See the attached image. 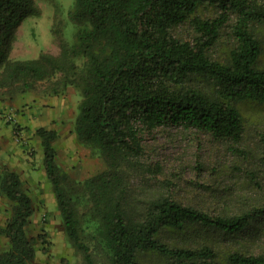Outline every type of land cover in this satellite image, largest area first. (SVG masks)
<instances>
[{
	"label": "trees",
	"instance_id": "trees-1",
	"mask_svg": "<svg viewBox=\"0 0 264 264\" xmlns=\"http://www.w3.org/2000/svg\"><path fill=\"white\" fill-rule=\"evenodd\" d=\"M204 8L218 13L204 17ZM37 12L35 0H0V95L14 99L56 76L62 88L80 91L75 135L105 169L76 181L57 162L59 133L40 127L36 135L65 233L87 264L93 261L83 240L85 225L94 227L108 264H148L149 255L157 258L152 264H219L217 244L191 236L214 231L237 239L264 230V132L254 167L250 153L233 149L242 160L233 170L246 182L242 193L230 192L242 205L239 213L211 214L174 200L164 186L131 185L132 179L154 181L161 171L146 159L147 138L161 128L194 129L234 143L244 139L245 120L236 105L264 103L262 42L255 32L264 24V0H75L70 17L85 26L75 44L63 45L57 56L10 59L12 31ZM187 23L193 41L175 33ZM226 33L232 50L221 62L212 51ZM0 192L12 206L0 230L9 241L0 264H32L37 244L47 242L43 235H28L34 205L20 174L5 168ZM166 234L177 237L176 244L165 243ZM227 262L264 264V250L234 252Z\"/></svg>",
	"mask_w": 264,
	"mask_h": 264
},
{
	"label": "rangeland",
	"instance_id": "rangeland-1",
	"mask_svg": "<svg viewBox=\"0 0 264 264\" xmlns=\"http://www.w3.org/2000/svg\"><path fill=\"white\" fill-rule=\"evenodd\" d=\"M35 3L38 8L37 14L25 18L12 31L9 52L12 60H33L42 53L60 55L62 46L75 44L79 33L85 27L75 23L70 17L75 7V0H35ZM201 13L208 18L215 17L218 11L204 8ZM255 32L262 42L258 67L264 69V24L256 26ZM175 33L184 40L193 41L195 38V32L188 23L178 27ZM231 40L228 33L223 34L221 42L212 51V57L227 62L232 50ZM59 79L60 77L56 76L48 81L37 82L31 91L17 95L14 99L2 93L0 100L12 103L27 94L47 100L55 98L62 112L61 117L47 119L44 124L39 123L37 128H50L49 126L57 128L59 132V138L55 143L57 162L74 180L83 181L103 171L105 165L90 148L78 142L74 128L82 96L74 86L62 88ZM236 106L244 117L246 127L245 137L240 143L215 139L210 134L184 127L161 128L154 136H148L146 142L147 162L158 163L162 167L161 171L154 181L146 177L132 179V187L145 189L148 186H164L166 195L185 205H193L215 215L219 212L239 213L242 205L237 201L239 199L230 197V192L236 196L242 193L243 189H246L244 188L246 182L237 169L233 170V165H242V160L236 157L233 149L242 148L250 153L252 167L257 163L261 151L259 135L264 132V103L243 101ZM16 113H6L3 120L5 125L13 127L14 136L19 139L16 149L18 157L11 158V163L19 167L24 189L31 196L34 205V214L27 231L30 237L45 236L47 242L37 244V255L32 264H87L83 254L75 248L65 233L56 198L43 167L41 141L35 132H29V127L18 125ZM10 116L12 119L8 120ZM19 149L24 150V155H21ZM30 167L33 171H29ZM5 168L11 169L9 166H4L3 170ZM24 169L27 170L25 178H23L25 174L22 173ZM257 172L262 175L259 170ZM29 178H35L37 182H29ZM261 182L263 183L264 180L261 179ZM0 198L8 202L9 213L6 211L8 215L3 213L1 217L3 221L7 218V223L12 206L1 192ZM85 226L83 240L90 248L93 264H108L96 239L94 227ZM161 237L167 244H176L175 236L166 234ZM192 239L217 244L219 264H228L227 256L234 252L258 254L264 250V230L258 234L245 233L237 239L222 238L214 231H210L208 234L200 233L197 238L191 236L190 240ZM0 240H2L1 253H3L9 249V241L2 233ZM155 259H157L155 255H149L144 261L152 264Z\"/></svg>",
	"mask_w": 264,
	"mask_h": 264
},
{
	"label": "crops",
	"instance_id": "crops-1",
	"mask_svg": "<svg viewBox=\"0 0 264 264\" xmlns=\"http://www.w3.org/2000/svg\"><path fill=\"white\" fill-rule=\"evenodd\" d=\"M54 99L47 100L42 97H37L36 95L27 94L26 96H23L12 103L4 102L0 100V113H1L0 114V175L3 172L4 166H9L12 170H15L20 174L19 167L11 163L12 161L11 158L18 157L17 156L18 150L16 152V149L18 145L17 142H19V139L14 136V131L12 130L13 127L11 125H5L3 116H6V113L15 114L17 112L16 114L18 115V119H17L18 125L29 127L30 128L29 132L36 133L37 125L39 123L42 122L44 124L47 119H54V118L58 119L61 117L62 112L59 110L57 106V101ZM35 118L37 120H35ZM35 121L38 123L36 124ZM49 127L50 128L47 129L57 131L56 127H51V126ZM19 150H21V155H24V150L22 149ZM24 159H26V157ZM29 171H33L31 167L29 168ZM25 172H27L26 169L22 171V173L25 174L23 178H25L27 175ZM28 181L37 182L35 178H29ZM7 203L8 202L6 199L0 198V230L6 228L7 218L5 221H3L1 217L3 216V213H5L6 215H8L9 213V209L7 208ZM6 211H8V213ZM1 249H2V240H0V254H1Z\"/></svg>",
	"mask_w": 264,
	"mask_h": 264
},
{
	"label": "built area",
	"instance_id": "built-area-1",
	"mask_svg": "<svg viewBox=\"0 0 264 264\" xmlns=\"http://www.w3.org/2000/svg\"><path fill=\"white\" fill-rule=\"evenodd\" d=\"M12 119V116L8 117V120H11Z\"/></svg>",
	"mask_w": 264,
	"mask_h": 264
}]
</instances>
